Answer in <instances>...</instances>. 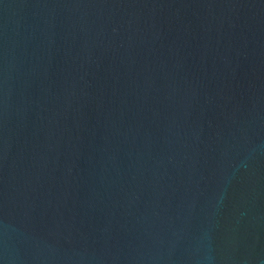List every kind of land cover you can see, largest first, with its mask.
<instances>
[{
    "label": "water",
    "instance_id": "95a60500",
    "mask_svg": "<svg viewBox=\"0 0 264 264\" xmlns=\"http://www.w3.org/2000/svg\"><path fill=\"white\" fill-rule=\"evenodd\" d=\"M0 264H264V0H0Z\"/></svg>",
    "mask_w": 264,
    "mask_h": 264
}]
</instances>
